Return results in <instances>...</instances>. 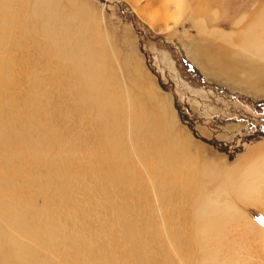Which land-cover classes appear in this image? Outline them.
Instances as JSON below:
<instances>
[{
    "label": "rangeland",
    "instance_id": "rangeland-1",
    "mask_svg": "<svg viewBox=\"0 0 264 264\" xmlns=\"http://www.w3.org/2000/svg\"><path fill=\"white\" fill-rule=\"evenodd\" d=\"M11 1L17 5V9L21 8L18 0ZM79 1L88 4L95 14L94 19L99 20L106 34L100 33V39L110 40L106 44L107 61H111L107 68L113 65L116 68L107 70V76L121 80L120 65L124 66L123 70H131L134 78L137 73L144 74L151 82L147 83L153 90L152 95L162 100L166 104L164 107H169L167 110L172 118L176 116L181 134L188 136L195 154L201 153L207 158L212 157L215 162L220 161L221 167L228 171L237 166V173L264 155V88L244 89L236 83L232 84L227 80L229 78L206 69L192 52L194 46L207 45L208 42L221 48L227 44L226 48L232 47L230 40L232 43H246L245 35L250 31L248 27L255 24V18H264V0H186L188 12L182 10L177 21L168 20L165 23L163 18L165 15L169 17V11L162 12V17L160 15L155 19L148 15L157 7L167 10V0ZM252 15L257 17L250 18ZM243 16L246 17L243 18V26H236ZM3 17L4 30L0 32V36L3 34V38L0 37V41H3L1 46L4 44V47L0 46V73L3 74L0 75V101L7 106L10 103L13 108L11 129L4 138L6 144H0V235L5 228L7 237L10 236L14 243H29L28 246L45 259V264H57L52 259L60 264H189L188 260L196 256L201 242L189 237L194 234L195 228L193 230L194 225L187 215L193 213V216L195 212L186 203L188 194H181L183 187L178 184L191 172L182 170L176 175L175 188L161 189L159 196L156 195L145 172L147 170L151 174V168L146 164V170H143V158L136 159L130 153L132 144L126 143L130 141L129 132L124 130L119 141L121 146L126 144L125 150L130 154L127 161L131 162L129 166L127 161L122 162L124 168L118 175L113 164L120 160L117 159L120 152L116 155L112 154L114 151L107 152L103 156L104 149L113 145L106 138L113 132L110 120L108 122L97 111L106 99H91L76 74L71 57L55 56L57 52L51 59L41 57L36 46L41 44L22 32L25 30L21 27L22 20L17 26L19 29H9L10 20ZM32 17L28 19L32 21ZM66 26H61V38ZM217 31L224 35L208 39L209 33L216 35ZM4 35L10 37L7 39ZM16 38L24 44V50L14 44ZM79 38L70 45H78L83 37ZM40 39V42L48 44L47 36L44 40ZM35 71L44 75L42 86L33 77ZM131 83L129 85H134ZM40 87L43 92L40 99L29 101L28 98L33 97L32 91ZM28 102H34L36 106L31 109ZM38 102L43 109H39ZM92 105L98 108L94 110ZM131 113L133 110L125 112L124 124L129 123ZM29 117L34 123L38 122L34 129ZM22 129L26 130L28 142L17 136L23 134ZM97 135L108 143L96 144L99 140ZM20 144H26L25 150H20ZM101 154L105 157L104 162L100 159ZM108 154L113 157L112 160L106 157ZM132 165L137 168H131ZM215 184H211L210 191L214 190ZM230 199L249 216V220L241 222V227L237 226L239 222H233V227L223 226L220 233L227 239L221 241L212 237L210 242L207 240L212 244L209 250L213 257L217 256L219 263L228 260L227 264H264V235L259 234L264 231V201L259 205L246 202L237 198L234 190L230 192ZM4 209L8 211L7 215ZM122 210H126L124 212L128 215H123ZM189 210L185 216L184 212ZM162 218L167 222L166 229L161 232ZM43 241L51 242L52 246H44Z\"/></svg>",
    "mask_w": 264,
    "mask_h": 264
},
{
    "label": "bare ground",
    "instance_id": "bare-ground-1",
    "mask_svg": "<svg viewBox=\"0 0 264 264\" xmlns=\"http://www.w3.org/2000/svg\"><path fill=\"white\" fill-rule=\"evenodd\" d=\"M18 1L22 5L20 9H17L18 8L17 5H14L13 4L14 2L11 0H0V32H3V30H4V27H3L2 22H1V19L3 16L6 17L5 19L8 18L10 20V24L7 22L9 24V26H7L8 24H6V26L8 28L10 27L12 29L15 27H16V29H19L20 27L17 28V26H19V24L22 20L21 27H23L25 29L22 32H24V34L27 33L26 35H29L32 39H34L37 44H41V45L43 44V46L36 45L38 47L41 55H42L41 57L44 58L46 56L45 59H51L56 54L54 52H57V55H55V56L61 55L64 57H66V56L71 57L72 62H73V66L76 69V74H78L80 81H82V83L85 85V91L90 95L91 99H100V101H102L101 99H104V98L106 99L105 102H103L104 104H101L102 106L99 107V109H97V111H98V113L101 112V116L104 119L108 120V122L110 120V124H111L110 129L113 128L111 130L114 133L110 132L106 138H108L109 143L113 144L114 146L112 145V147H111L110 145H108V148L104 149V151H103V156L107 152H113L114 151L115 154L112 153L113 155H116V153L118 154V152H120L119 153L120 157L119 158H117L118 156L116 157L117 159H120V160L115 161V159H114L115 164H113L115 166V169H116L115 171L118 175H121L120 170L121 169L123 170V168H124L122 162H125V161L130 159V154L128 153V150H125L126 144L121 146L120 141H119L120 135H122V137H123L124 130H127V132H129V138H130V141H128L126 143H128V145L132 144L131 145L132 150H131V152L130 151L129 152L136 159H142L143 158V164H145L143 166L141 165V168H143V170H146L144 168V166H146V164H148L151 168V174L147 170L145 172H147L149 181L153 185L152 186L153 191L155 192L156 195H158V193H160L161 189L171 190L173 187L175 188L176 185L174 186V181H175L176 175L179 174L182 170L185 169L186 172H188V173L191 172L188 175L186 173L187 176L185 177V179L181 183L178 184L179 186L183 187V189L181 190L180 193L183 194L184 192H186L188 194V198H186V203L190 204L192 206L194 212H195V214L193 216H192L193 213L192 214L190 213L189 215H187L190 212V210L184 212V215L185 216L187 215V218H189L191 220L192 224L194 225L193 230L195 228L194 234L190 235L189 237H191V239H195V240L201 242L200 244H198V247H197L198 251L195 252L196 256L197 257L199 256V258L194 256L193 260H191V259L188 260V263L189 264H215L217 262V264H227L226 262H228V260L226 262H220L219 263V261L216 260L217 256L213 257V253H211V251L209 250V248H210V246H212V244L210 245V243H207V240L210 242L209 239H211L212 237H217L218 240L223 241V240L227 239V237H225V235L223 236V234L220 233L223 226L229 225V226L233 227L234 226L233 224H235L233 222H239V225H237L238 223L236 225L240 226L241 222H245V221L249 220V216H247V214H245V212L242 211L238 207V205H236L230 199V192L232 190H234L237 198H239V199L241 198V199L245 200L246 202L248 201V202H251L255 205H259L264 201V155H262V156L260 155L261 157L258 158V160L256 162L254 161V163L250 164V166H248L247 168H245L241 172L237 173V172H235V169L237 168V166L232 167L228 171V170H226L225 167H221L220 161L219 162L216 161L219 163L218 164L210 156H208L210 158L209 159L206 157V155H202L201 153L195 154L193 152V149H192V144H190L189 140L187 139L188 136L187 137L185 136L186 138L184 136H182L181 131H180L181 127L179 126V124L177 122L178 120L177 121L175 120L176 116L174 115L172 118L170 116V114L168 113V110H167V108H169V107H167V108L164 107V105H166V104L162 100L157 98L155 94L152 95L151 92L153 90L148 85L147 82L149 80L146 78V76L144 74L140 73L138 75V73H137L135 75V78H134L130 74L131 70L129 71L127 68L125 70H123L124 66L120 65L119 72L122 73L121 74V76H122L121 80H117V79L113 80V77L107 76V70H109L110 68L112 69V67H115V65H113V66L107 68V64L111 61H107L108 55L106 53L107 52L106 44H108L110 40L107 37H106L107 39H104V40L100 39L101 38L100 33L101 34L103 33L101 26H100L101 24L98 22L99 21L98 19H94L93 16L95 14L93 13L92 8L88 4L81 2L79 0H18ZM142 1H144V0H142ZM128 2H130V0H128ZM208 2H210V1H208ZM166 3H168L167 5H165L167 10H162L159 7H157V8L153 7L156 11L155 10L153 11V9L151 11H149V15H148L149 18H152V19L153 18L155 19V17L158 18L162 14V12L169 11L168 12L169 17H166L167 15H165L166 18L165 17L163 18V22L168 21V20H169V22H170V20L171 21L172 20L177 21L179 19V16H180L179 13L182 10L185 11L186 7L188 6L186 0H167ZM60 4H61V9L59 8ZM159 4H161L160 1H159ZM137 5L138 4L136 3V6ZM139 5H140V3H139ZM147 7H148V5H147ZM203 7H204V4H203ZM201 8L202 7H200V9ZM207 8L205 7V9H207ZM260 8H261V6H260ZM186 10L188 12V9H186ZM150 12H152V13H150ZM211 12H212V10H211ZM217 12H219V11H217ZM257 12L259 13V11H257ZM165 13H167V12H165ZM254 13H255V11L253 12V14ZM260 13H261V11H260ZM31 15L33 16L32 21L28 19L31 17ZM216 15H218V13ZM245 15L248 16V14H245ZM258 15H260V14H258ZM244 16L242 17V19H240L236 23V26L237 25L243 26V23L245 22L244 19L246 18ZM254 16L255 15H252L250 18H253ZM11 17L13 20L11 19ZM141 17H142V15H141ZM161 17H162V15H161ZM183 17H186V15ZM201 17H203V16H201ZM204 17H205V15H204ZM206 17H208V15ZM255 17H257V16H255ZM260 17H261V15H260ZM255 19H256V22H255V24L253 23V26L255 25L254 29H251L253 26L248 27V29H250V31L245 35V38L247 39L246 43L244 42L243 44H241V43H236L235 41H233V43H232V40H230L229 43L232 44V47L226 48V46L228 45L227 44L226 46L224 45L225 48L224 47L221 48V47H218L213 42H208L207 45H205V43H204L201 45H197V47L194 46V48L192 49L193 56L195 55V58L198 59V62L202 63V65H204L206 69H209L210 71L214 72L218 76H225V77L229 78L227 80L232 81L231 82L232 84L236 83L235 85L238 84V86H240L241 88H244V89H252L253 88V89H258V90L262 89L263 90V88H264V18H259V19L255 18ZM33 20H34V22H33ZM148 20H150V19H148ZM157 20H159V19H157ZM31 24L34 25V26H32V28H31ZM62 25L63 26L67 25V26L64 28V30H65L64 36L61 38L60 29H61ZM193 25H195V24H193ZM6 26H5V28H6ZM152 26H154V25H152ZM202 27H203V25H202ZM211 28H213V27H211ZM232 29H233V27H232ZM220 30L223 31L222 29H220ZM251 30H253V31H251ZM199 31H200V29H199ZM221 31H217L216 35L213 33L212 34L209 33V36H207V37H209L208 39L211 38L213 40L219 34L224 35ZM243 31H244V29H243ZM233 32H235V31H233ZM226 33H228V32H226ZM4 34H5V32H4ZM13 35L14 34H12V36ZM19 35H20V33H19ZM105 35L106 34H104V36ZM46 36L48 38L47 39L48 44H45L43 41L40 42V40H41L40 38H42V40H44L43 38ZM0 37L3 38V34ZM5 37H7V36H5ZM8 37H10V36H8ZM8 37H7V39H8ZM79 37H83V39L78 45L75 44V45H73L74 47L72 45H70V44H73L71 42L74 39H80ZM203 37H205V36H203ZM17 38L15 39V41H13L14 44L16 43L15 45H17L20 48H23V50H24V47H25L24 44L20 43ZM7 39H6V41H7ZM23 39H25L24 36H23ZM228 39H230V38H228ZM228 39L226 38L225 40H228ZM10 40L11 39H9V41ZM218 40H216V41L218 42ZM237 40H239V39H237ZM207 41H209V40H207ZM2 42L0 41V46H1ZM10 43H12V41H10ZM200 43H201V41H200ZM225 43H227V41ZM220 45H221V43H220ZM2 46L4 47V44ZM7 47H8V45H7ZM7 47H5V48L7 49ZM10 50H11V48H10ZM1 52L4 54V52L2 50H1ZM36 52H38V51H35V53ZM115 57H117V56H115ZM228 58H231V60H229ZM5 59H6V57H5ZM1 60H0V62H1ZM10 60L12 61L11 57L9 58V61ZM37 60H38V58H37ZM3 62H5V61H3ZM13 67H15V66H13ZM233 70H235V73ZM34 74L35 75H33V77H36L39 80L40 85L42 86V84L44 82V77H43L44 75L43 76L40 75L41 73L37 72V71H35ZM0 75H1V73H0ZM5 76H7V75H5ZM3 78H4V76H3ZM130 81H132V83H134V85H132V86L129 85ZM76 84H75V86H76ZM150 84H151V82H150ZM135 92H137V93H135ZM93 94H95V95L91 96ZM32 95H33V97L28 98V99H30L29 101H34V100L36 101V100L40 99L39 97L43 95L41 87L38 90L34 89L32 91ZM1 98H2V96H1ZM0 102H2V101H0ZM28 104H29V107L31 109H33L36 106V103H34V102H28ZM38 104H39L38 105L39 109H43L42 105H40L39 102H38ZM85 104H87V103L85 102ZM6 106L7 105L5 103H3V102H2V104L0 103V144H6L4 138H5L6 134L8 133V131L11 129V124H10L11 120L10 119H11V110H12L13 106L10 103L7 107ZM85 108H87V107H85ZM92 108H94V110H95V108H98V107H97V105H92ZM132 110H133V114L131 113V116L129 117V123L127 122V125H126V124H124V121H125L124 114H125V112H130ZM97 111H96V113H97ZM121 121H123V122H121ZM29 122H30L31 128H33V129H34V127L38 126V122L34 123V121L30 117H29ZM95 122H97V121H95ZM88 123H89V121H88ZM102 124L107 126V123L105 121H102ZM95 126H96V123H95ZM125 126L127 127L126 129H125ZM97 128H98V126H97ZM22 130H24V132H22L23 134H21V135L18 134L17 136H19V138L20 137L25 138L26 142H28V138L25 135L26 130L25 129H22ZM13 132L15 133L16 131H13ZM103 133H104V131H103ZM100 137H101V135L100 136L97 135V138L99 140H98V142H96V144H105L106 145L108 142L104 143V141L101 140ZM123 142L124 141L122 140L121 143H123ZM25 148H26V144H20V150L21 149L25 150ZM103 156H102V154L100 155V159L102 160V162H104V158H105ZM126 156H128V157H126ZM213 156H214V153H213ZM106 157L109 160L113 159V157H111L110 154H108V156L106 155ZM221 161H222V159H221ZM129 162H131V161L126 162V164L128 166H129ZM136 166H137V164H136ZM136 166L134 167V165H132L131 168H133V167L137 168ZM131 168H129V169H131ZM127 171H129V170L127 169ZM132 171H134V170H132ZM131 173H134V172H131ZM127 174H128V176L130 175L129 173H127ZM138 175L139 174H137V176ZM131 176H132V174H131ZM125 179H127V178H125ZM132 182H133V180H132ZM178 182H179V180H178ZM213 182L214 183L216 182V184H215L216 187H214L213 191H210L209 189H210V186ZM129 183H131V182H129ZM178 197H180V196H178ZM160 199H162V198H160ZM190 200L192 202H190ZM165 204H166V202H165ZM174 205H176V204H174ZM178 205H179V203H178ZM151 208H150V210H151ZM124 211H126V210H122L121 213L125 214ZM4 212L6 215L8 214V211L6 209H4ZM150 213H152V212H150ZM127 215L125 214V216H127ZM124 219L125 218L123 217V220ZM250 220H251V217H250ZM160 221H161V228H159V227L158 228L162 232L164 229H166L165 223L167 221L165 222L164 218H162V220H160ZM126 222H127V220H126ZM168 224H170V223H168ZM189 228H191V227H189ZM224 228H226V227H224ZM250 228H251V226H250ZM253 228H254V226H253ZM139 229H140V227H139ZM168 229H170V228H168ZM193 230H192V232H193ZM215 231H216V233H215ZM234 231H236V230H234ZM243 231H245V230H243ZM258 232H259V229H258ZM258 232H256V233H258ZM260 233H261V235H264V231H260L259 234ZM179 234H180V232H179ZM230 236H232V235H230ZM258 236H260V235H258ZM180 238L181 237H179V239ZM221 241H219V243ZM262 241L264 243V238ZM42 243L44 244V246H48V247L52 246L51 242H49V241H43ZM211 243H212V241H211ZM28 244L29 243H22V242H18V244L14 243L10 236L7 237V231L4 228L1 235H0V264H45L46 263L45 259L42 258L39 254H37V252L35 251L34 248L29 247ZM193 245H195V244H193ZM223 245H225V244H223ZM215 246L218 247L219 244H218V246L217 245H215ZM226 246H227V244H226ZM194 247H196V246H194ZM154 248H155V246H154ZM217 254H219V253H217ZM52 261H53V263L60 264V262H56L53 259H52ZM172 261H174V260L172 259ZM235 261H237V260H235ZM140 264H142V263H140ZM234 264H235V262H234Z\"/></svg>",
    "mask_w": 264,
    "mask_h": 264
}]
</instances>
